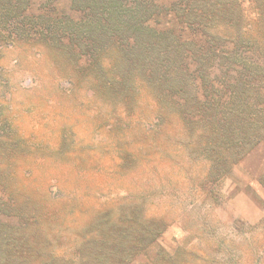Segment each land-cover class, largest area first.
<instances>
[{
    "label": "rangeland",
    "instance_id": "374dc122",
    "mask_svg": "<svg viewBox=\"0 0 264 264\" xmlns=\"http://www.w3.org/2000/svg\"><path fill=\"white\" fill-rule=\"evenodd\" d=\"M0 67L1 164L63 231L42 221L59 253L84 264H264V138L215 176L196 141L165 140L153 98L110 99L48 43L3 48Z\"/></svg>",
    "mask_w": 264,
    "mask_h": 264
},
{
    "label": "trees",
    "instance_id": "16d2710c",
    "mask_svg": "<svg viewBox=\"0 0 264 264\" xmlns=\"http://www.w3.org/2000/svg\"><path fill=\"white\" fill-rule=\"evenodd\" d=\"M34 41L110 99L153 98L165 140L196 141L215 176L264 138V0H0V59ZM26 193L0 156V264H84L56 250Z\"/></svg>",
    "mask_w": 264,
    "mask_h": 264
}]
</instances>
